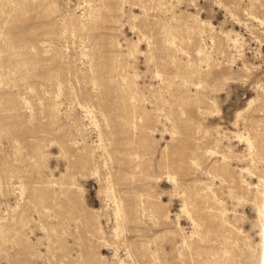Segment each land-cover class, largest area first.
I'll return each instance as SVG.
<instances>
[{
    "label": "rangeland",
    "instance_id": "rangeland-1",
    "mask_svg": "<svg viewBox=\"0 0 264 264\" xmlns=\"http://www.w3.org/2000/svg\"><path fill=\"white\" fill-rule=\"evenodd\" d=\"M0 264H264V0H0Z\"/></svg>",
    "mask_w": 264,
    "mask_h": 264
}]
</instances>
